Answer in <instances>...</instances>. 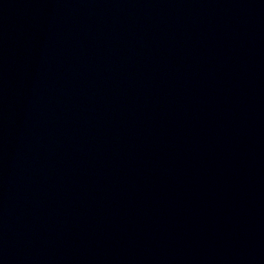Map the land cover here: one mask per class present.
<instances>
[{"label": "water", "instance_id": "obj_1", "mask_svg": "<svg viewBox=\"0 0 264 264\" xmlns=\"http://www.w3.org/2000/svg\"><path fill=\"white\" fill-rule=\"evenodd\" d=\"M0 264H264V0H0Z\"/></svg>", "mask_w": 264, "mask_h": 264}]
</instances>
